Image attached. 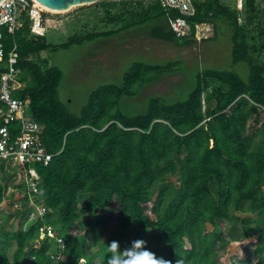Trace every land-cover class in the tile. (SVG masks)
<instances>
[{
    "label": "trees",
    "instance_id": "16d2710c",
    "mask_svg": "<svg viewBox=\"0 0 264 264\" xmlns=\"http://www.w3.org/2000/svg\"><path fill=\"white\" fill-rule=\"evenodd\" d=\"M192 3L196 13L186 17L190 31L182 37L170 25V19L181 16L179 11L162 8L157 0H104L98 4L112 25L109 31L82 29L52 43L46 35H33L26 17L7 38L8 47L12 42L18 46L17 67L26 83L17 97L30 100L29 114L40 124L43 146L54 157L48 165L32 164L48 214L26 229L29 211L8 214L18 226L13 235L0 231V264L10 262L2 253L10 238L18 245L15 264H107L112 241H119L122 251L135 239L147 241V250L172 264L178 259L183 264H226L233 244L240 245V252L231 256L230 264H264V123L253 125L264 114L262 0H243L242 9L229 0ZM148 22L160 23L154 28L157 38L178 44L195 42L199 25H212L216 34L220 24L227 26L233 61L249 66V78L206 70L185 100L168 103L154 96L146 112L130 116L121 109L123 97H136L143 86L180 70L179 61L138 62L125 74L123 85L98 88L80 114L71 113L59 95L63 72L41 53ZM254 24L257 35L252 34ZM11 168L17 167L2 165V180L12 175L14 187L22 190L11 194V200L16 197L25 206L23 178L8 174ZM7 188L0 184V206ZM97 209L107 210L106 215L82 222ZM44 225L52 226L64 245L41 239ZM106 232L97 262L89 253L88 238L94 244Z\"/></svg>",
    "mask_w": 264,
    "mask_h": 264
},
{
    "label": "rangeland",
    "instance_id": "374dc122",
    "mask_svg": "<svg viewBox=\"0 0 264 264\" xmlns=\"http://www.w3.org/2000/svg\"><path fill=\"white\" fill-rule=\"evenodd\" d=\"M144 1L149 2V0ZM229 2L232 5L237 4L242 9L236 0H229ZM261 6L264 9V0ZM42 9L46 20V36L52 43L63 42L82 29L99 28L103 31L112 29L105 9L98 3L76 6L64 12L53 11L45 7ZM159 24L148 22L113 36L102 37L83 44H74L66 49L60 48L41 53V57L47 59L51 66L63 72L59 95L67 109L73 114H80L94 91L107 84L123 85L125 74L138 62L163 65L179 61L180 70L173 74H165L157 81L143 86L136 97H123L121 109L130 116L146 112L150 99L154 96L162 97L168 103L185 100L196 87L198 74L206 70L233 71L245 80L249 78V66L244 62L234 63L233 61L232 39L227 26L220 24L216 34L212 25H199L195 42L178 44L162 40L154 35V28ZM251 30L253 35L258 34L256 24L251 26ZM12 44L13 42L9 46ZM252 123H255L254 119ZM262 123H264V114L259 117L258 124H253L254 129ZM9 173H20L21 175L22 171L19 168H11ZM11 176L9 175V178L4 181L0 171V184L8 187L5 191V201L0 206V231H7L8 235H13L18 226V221L11 220L8 214L19 215L22 212L10 205L17 203L16 197L11 200V194H17L22 190L14 187ZM170 180L175 185H179L175 178ZM106 211L97 209L91 215L82 217L81 220L89 223L97 217L105 216ZM247 216L249 214L244 215V217ZM108 236L106 232L103 238L96 240L94 244H91L92 236L88 238L89 253L96 257L97 262L99 261L98 251L102 253V244ZM8 242L2 253L8 257L9 264H15L14 254L18 245L14 238H10ZM150 246L152 247L153 244L151 243ZM239 252V244L231 245L225 258L226 264H230L231 256ZM21 261L25 263V259ZM30 263L28 261V264Z\"/></svg>",
    "mask_w": 264,
    "mask_h": 264
},
{
    "label": "built area",
    "instance_id": "2783aa9c",
    "mask_svg": "<svg viewBox=\"0 0 264 264\" xmlns=\"http://www.w3.org/2000/svg\"><path fill=\"white\" fill-rule=\"evenodd\" d=\"M164 9L176 10L180 17L170 19L172 30L178 37L189 34L190 25L186 17L194 16L196 10L192 0H157ZM240 7L243 0H238ZM27 17L33 35L46 34L44 10L35 0H5L0 4V171L2 165L21 169L23 184L27 190L28 200L25 206L19 203L15 208L29 211L25 223L26 229L30 223L44 219L48 210L41 204L39 188L41 179L33 163L41 162L48 165L54 155L48 153L41 141V126L29 114L30 100L17 97V92L24 89L26 83L20 79L17 67L19 61L18 46L13 43L7 46V38L16 33L22 21ZM19 122V128L13 124ZM24 192V190H23ZM25 193V192H24ZM23 207V208H22ZM41 239H58L55 230L50 225L40 228ZM64 245V241L58 239ZM1 243V237H0Z\"/></svg>",
    "mask_w": 264,
    "mask_h": 264
},
{
    "label": "clouds",
    "instance_id": "9594fccd",
    "mask_svg": "<svg viewBox=\"0 0 264 264\" xmlns=\"http://www.w3.org/2000/svg\"><path fill=\"white\" fill-rule=\"evenodd\" d=\"M46 35V34H45ZM147 241L135 239L124 250H120L119 241H112L107 246L109 253L107 264H172L171 261L164 257H157L155 253L147 250ZM176 264H183L182 259H178ZM252 264H256L253 260Z\"/></svg>",
    "mask_w": 264,
    "mask_h": 264
},
{
    "label": "water",
    "instance_id": "95a60500",
    "mask_svg": "<svg viewBox=\"0 0 264 264\" xmlns=\"http://www.w3.org/2000/svg\"><path fill=\"white\" fill-rule=\"evenodd\" d=\"M5 0H0V4ZM39 2L41 5L46 7L47 9L64 12L70 11L72 8L76 6H85V5H93L99 3L104 0H35ZM113 1H121V0H113Z\"/></svg>",
    "mask_w": 264,
    "mask_h": 264
},
{
    "label": "bare ground",
    "instance_id": "6f19581e",
    "mask_svg": "<svg viewBox=\"0 0 264 264\" xmlns=\"http://www.w3.org/2000/svg\"><path fill=\"white\" fill-rule=\"evenodd\" d=\"M36 3H37L38 5H40V7H42V8L44 7V6H43V5H41L39 2H37V1H36ZM45 8H46V7H45Z\"/></svg>",
    "mask_w": 264,
    "mask_h": 264
}]
</instances>
